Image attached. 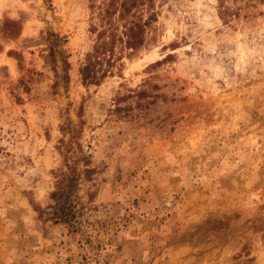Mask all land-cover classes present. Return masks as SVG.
Instances as JSON below:
<instances>
[{
  "label": "rangeland",
  "instance_id": "1",
  "mask_svg": "<svg viewBox=\"0 0 264 264\" xmlns=\"http://www.w3.org/2000/svg\"><path fill=\"white\" fill-rule=\"evenodd\" d=\"M102 1L0 0V264H264V0H151L144 44L84 85ZM68 120L95 168L77 231L29 201Z\"/></svg>",
  "mask_w": 264,
  "mask_h": 264
},
{
  "label": "trees",
  "instance_id": "2",
  "mask_svg": "<svg viewBox=\"0 0 264 264\" xmlns=\"http://www.w3.org/2000/svg\"><path fill=\"white\" fill-rule=\"evenodd\" d=\"M150 1L103 0L98 5L92 2L89 31L95 34V40L79 67L84 85H99L105 77L111 75L114 68L121 66L120 60L124 54L131 55L144 44L146 28L156 18V12L148 4ZM44 39L49 45V56L55 60L60 52L58 47L61 38L47 31ZM63 63L67 78L69 62L64 59ZM60 130L63 136L59 139L57 149L62 155L64 167L51 172L54 179L49 194L52 203L42 208L32 200L29 201L45 220L63 223L69 230L77 231V218L81 216L83 206L77 194L79 181L82 178L91 179L95 168L90 166V155L83 152L78 140L80 130L69 120L60 126ZM66 133L69 136L65 139ZM91 197L89 194L88 198Z\"/></svg>",
  "mask_w": 264,
  "mask_h": 264
}]
</instances>
